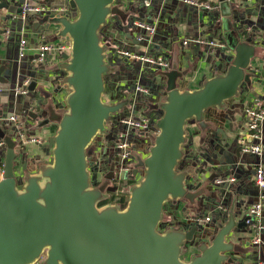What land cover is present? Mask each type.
Segmentation results:
<instances>
[{"label": "water", "instance_id": "1", "mask_svg": "<svg viewBox=\"0 0 264 264\" xmlns=\"http://www.w3.org/2000/svg\"><path fill=\"white\" fill-rule=\"evenodd\" d=\"M63 1L69 15H47L40 18L42 23L31 17L36 29L45 24L47 28L57 27V38L68 39L70 44L69 53L57 56L55 65L44 70V82L54 87L52 96L36 82L28 88L33 100L37 93L41 96L40 101H33L34 107L46 105L42 112L43 117L48 115L46 121L31 115L32 128L39 131L50 123V116L57 114L51 108L53 95L61 87L69 91L64 112L57 114L60 117L55 120L54 136L43 148L38 147L40 152L35 155L27 149L31 144L17 138L14 126L7 134L0 126L4 143L0 149L4 171L0 180V264H257L252 257L256 253L264 257V232L260 244L252 245L254 234L247 224L248 216H242L243 207H237L239 214L231 209L223 223L213 218L211 227L196 224L203 213L187 216L184 222L177 216L178 211L187 212L185 205L197 202L202 190L198 177L204 168L194 169L195 162L183 167L190 156L188 126L207 124V112H225L228 102L254 94L250 88L257 76L251 73L250 65L254 56L264 54L263 50L256 51L264 46L258 42L260 37H247L235 26L239 10L232 8L234 0H217L219 14L210 18L227 54L218 53L215 59L219 64L224 62L226 70L192 91L173 88L167 79L164 81L167 91L155 105L160 115L152 120L157 133L149 135L142 179L130 188L123 209L113 204L99 206L106 198L96 189L100 182L95 183L91 170L107 157V172L116 162L119 175L114 148L124 128L121 121L133 114L136 102L151 104V99L146 101L141 95L134 98V88L123 87L119 92L125 96L112 98L109 104L104 101L105 77L119 72L115 64L120 56L115 54L119 47L115 40L111 41L116 45L112 56L107 53L102 32L118 0ZM25 3L0 0V22L11 32L23 22L20 16ZM11 6L18 9L11 11ZM24 134L31 137L25 126ZM143 139L134 142L139 144ZM91 146L98 158L92 162L88 153ZM104 149L107 152L103 155ZM43 156L49 159L45 161ZM29 163L37 166L35 173L27 169ZM139 172L135 169L132 176ZM229 176L210 175L209 180L225 181ZM179 203L184 204L181 210ZM169 206L175 208L167 214ZM239 216L242 218L237 222ZM234 231L249 236L243 241L245 248L228 240ZM188 250L197 254L184 256Z\"/></svg>", "mask_w": 264, "mask_h": 264}, {"label": "crops", "instance_id": "2", "mask_svg": "<svg viewBox=\"0 0 264 264\" xmlns=\"http://www.w3.org/2000/svg\"><path fill=\"white\" fill-rule=\"evenodd\" d=\"M24 1L32 5L43 2L42 0H8L11 4ZM197 1L209 4L211 9H197L174 0L117 1L118 12L109 19L102 32L107 46V53L112 56L115 48L111 47V41L115 40L119 46L117 48L119 51H128L139 57L154 58L162 56L170 63L171 67L168 72L173 71L170 73L172 76L167 78L166 75L158 71L162 68L120 56V60L115 64L119 67V72L115 74L116 76L107 75L105 77L107 93L103 98L106 103H113L112 98L119 99L125 96L123 95L125 93L121 94L119 92L120 89L124 90L130 87L133 90L135 86L139 85L149 91V95L144 96L145 100L149 101L151 99V104L155 102L153 105H157V101L167 91L166 84L164 85L166 79L173 88L192 91L199 88L204 81L223 74L227 65L224 62L219 64L215 57L218 53L227 54L225 49L220 46V37L215 23L210 20V18L217 17L219 14L217 0ZM49 2L67 7L63 0H50ZM232 8L239 10L238 15L235 16L239 22L235 23V26H238L241 30L243 29V33L247 37L251 38L254 34L260 37L258 42H261V45L264 46V0H234ZM17 9L15 6L10 8L11 11ZM21 23L17 24V27L11 32L10 29L5 28L4 23L0 22V116H18L24 122L23 125L28 131V136H31L28 138L41 142L39 145L32 143L31 145L43 148L48 144L49 139L54 136L57 130V122L51 120L40 131L33 129V121L29 112L38 115L40 117L37 118L39 121H46L48 115L43 117L42 114L46 109V105L43 104L39 108L33 107V101L41 100L39 93L33 100V93L16 96L12 89L22 79H26L30 80V83L36 82L38 88L44 86L47 93L52 96L54 87L50 83L44 82L46 78L43 73H46L44 71L46 69L43 67L49 66L48 70L52 68L55 65L57 56H53L52 59L47 61L46 65L39 68L34 63L37 49L46 41L49 43H68L69 41L68 39L57 38L55 35V31L58 30L57 27L50 28L51 26H49L47 28L45 24L36 29V22L31 17ZM139 23L153 26L155 29L154 34L149 35L139 27ZM140 33L142 36H139ZM139 38L144 43L139 42ZM20 40H25L27 44L26 57L22 60L18 57ZM193 41H200V43ZM184 42H187V44L184 45ZM258 50H263L264 53V47L258 48L256 51ZM250 70L251 73L257 76L253 79L250 88L254 94L248 95L250 94L248 93L244 100L241 98L228 102V110L225 112L217 110L207 112L204 119L207 124L188 126L190 137L187 146L189 145L190 156L184 160L183 167L187 165L189 167L190 164L195 162L194 169L202 167L206 173L202 171V174L198 177L199 182L202 183L200 188L202 190H200L201 196L198 197L197 202L193 205H185L187 212L178 211L177 216L181 222H184L187 216L192 218L199 213H203L205 216L198 219L196 224L211 227L213 226V218H217L223 223L231 209L239 214L241 209L236 210L237 207H243L242 216H247L248 209L259 200V190L253 182V167L259 162L264 167V122L262 124L261 141L263 154L260 159L242 154L240 141L247 140L248 143L250 142L245 133L244 108L254 105L257 102L255 100L264 103V54L253 57ZM123 87L125 88L123 89ZM68 93L67 89L61 87L56 95H53L52 100L50 99L51 108L57 114L61 115L64 112V101ZM255 97L258 98L255 99ZM138 99L132 100V104ZM148 105V103L144 105L141 101L136 102L134 105L135 111H133L134 118L145 116L151 121L158 118L160 111L156 108L146 110L149 107ZM130 108L127 109L128 112ZM57 114L56 116H58ZM4 124H0L1 130L7 134L13 126L10 123ZM149 141L150 136H145L139 144H135L136 151L140 153L142 158L147 156L145 153L149 148ZM29 151H32V154L35 155L40 152L39 149ZM104 152L106 153L107 149H104L102 154ZM109 155H111V152ZM96 157L94 154V158ZM48 159V157L43 156V160ZM107 159V157H104L103 164ZM27 169L31 173H35L37 166L35 163H29ZM17 170L19 171L17 174L21 175V168ZM99 170L101 169L99 168ZM94 172L95 169L92 170V173ZM95 173L94 178H97L95 182L99 183L103 179L99 177V173ZM224 173L230 176L222 183H220V179L209 180L210 175L220 177ZM229 179L234 180L229 181ZM219 184L228 185L218 188L217 185ZM216 190H220V192H215ZM178 205L180 210L184 207L183 203ZM173 208L175 206H169L166 213H171ZM207 218L210 219L209 222H206ZM241 218L239 216L236 221H240ZM261 224L264 225V209L261 214ZM248 238L249 236L246 234L234 231L228 240L241 245V248H245L243 241H248ZM251 238L253 240L254 236L252 235ZM192 254H197V251L188 250L184 256L188 257ZM258 257L259 254L256 253L252 260H258L257 263L264 264V257ZM243 264L253 263L245 261Z\"/></svg>", "mask_w": 264, "mask_h": 264}, {"label": "built area", "instance_id": "3", "mask_svg": "<svg viewBox=\"0 0 264 264\" xmlns=\"http://www.w3.org/2000/svg\"><path fill=\"white\" fill-rule=\"evenodd\" d=\"M166 1V0H162ZM181 2L182 4L192 6L197 9H211L210 5L207 3H203L197 0H174ZM47 15H55V16H65L69 15L68 8L64 6H59L54 4L53 2H41L38 4H29L25 3L22 6L21 12V20L25 21L28 17H32L34 19L41 18ZM141 29L147 32L149 35L154 34V27L149 25H144L142 23L138 24ZM142 31V30H141ZM141 41V39H138ZM196 43H200V41H193ZM105 44V43H104ZM184 45L187 42L183 43ZM26 41L20 40L19 44V59L22 60L26 57ZM106 45V44H105ZM115 54L117 56H121L123 58H128L132 60H138L144 62L150 66H155L162 69H167L170 66L169 61L164 59L162 56L148 58V57H139L137 55H133L128 51H119V49H115ZM70 51V44L68 43H49L48 41L42 43L37 49V55L34 59V63L39 68L47 64L49 59H52L53 56H59L61 54H68ZM30 80L22 79L18 85H16L12 91L14 95H28L30 92L28 90L30 86ZM148 96L149 91L142 86H135L133 90V96L136 98L137 96ZM257 101L252 106H246L244 108V116L246 118L245 122V133L246 137L250 140L248 143L247 140H241V152L244 155H251L256 158H259L263 154V149L261 146L262 141V124L264 122V103L260 100ZM254 101V102H255ZM253 102V103H254ZM34 107V106H33ZM152 121L148 118H134L133 114H131L128 118L121 121L123 124V131L119 134L118 140L115 144V152L116 157L119 161V175L117 176L116 181L110 186L107 191L106 201L107 204L117 205L119 204L121 208V198H123L126 203L129 197V190L132 186L129 183L133 180H136V177H133V169L130 167V164H135L136 159L132 156V152L136 150L134 140L137 138H145V136H155L157 131H155ZM2 123H10L14 126L16 131L17 138L23 143L29 144H41L39 140H35L33 138H26L24 134V122H22L18 116L10 115V116H0V124ZM4 147V143L0 140V149ZM96 155V154H95ZM97 156V155H96ZM94 158V154L93 157ZM98 160V158H94ZM93 169H96L94 167ZM92 169V170H93ZM4 171L3 164L0 163V180L3 179ZM234 179H229V181H233ZM223 181H220L222 183ZM253 182L256 188L259 190V200L256 204L252 205L248 209V220L247 224L251 225V229L254 233V239L252 241V245L258 246L260 244V234L264 232V225L261 224V214L264 208V167L259 162L255 167H253ZM210 219L207 218L206 222H209ZM261 264V263H257Z\"/></svg>", "mask_w": 264, "mask_h": 264}, {"label": "rangeland", "instance_id": "4", "mask_svg": "<svg viewBox=\"0 0 264 264\" xmlns=\"http://www.w3.org/2000/svg\"><path fill=\"white\" fill-rule=\"evenodd\" d=\"M116 12H118V7L117 5L115 4L113 6V13L115 14ZM113 14V15H114ZM112 15V16H113ZM38 23H42V19L38 18L37 19ZM107 47V46H106ZM111 47L112 48H115L116 45L114 44H111ZM171 66H169L170 68ZM45 68L46 70L49 68L48 67H43ZM169 68L167 69H160L158 70L159 72H161L163 75H166L167 78L171 77L172 75L170 73H172V71L168 72L169 71ZM105 101V100H104ZM151 109H154L155 108V105L153 104H149L148 105ZM33 112H29V115H32ZM58 117L60 116H50V120H57ZM27 149L31 150V149H35V150H38L39 148L38 147H35L34 145H29L27 146ZM94 147L91 146L89 148V151L88 153L90 154L89 156L92 158L93 157V154H94ZM132 156L136 159V162L135 164H130V167L134 170V169H138L140 170V175L136 178V182H140L141 179H142V176H143V162H144V159L141 157L140 153L137 152L136 150L132 152ZM117 159V158H116ZM110 170L107 172V174L105 175V177L103 178V180H101L100 184L99 185H95L96 186V189L98 190V192L100 193V196L101 198H106V195H107V191L108 189L110 188V186L113 184L114 181H116L117 179V176H118V170H117V164L116 162H112L110 164ZM117 208H120L119 204L116 205Z\"/></svg>", "mask_w": 264, "mask_h": 264}, {"label": "flooded vegetation", "instance_id": "5", "mask_svg": "<svg viewBox=\"0 0 264 264\" xmlns=\"http://www.w3.org/2000/svg\"><path fill=\"white\" fill-rule=\"evenodd\" d=\"M91 162H92V160H91ZM102 166H103V168H102ZM99 168L101 169V170H99ZM99 168H97L96 167V169H95V172H97V173H99V177L100 178H102V176L104 175V174H107V167H105V165L102 163V162H100V164H99ZM139 176V174L136 176V178ZM96 179L97 178H95V181H96ZM101 181V180H100ZM96 183V182H95ZM137 184V183H136ZM122 209V208H121Z\"/></svg>", "mask_w": 264, "mask_h": 264}, {"label": "trees", "instance_id": "6", "mask_svg": "<svg viewBox=\"0 0 264 264\" xmlns=\"http://www.w3.org/2000/svg\"><path fill=\"white\" fill-rule=\"evenodd\" d=\"M92 158L90 157L89 158V161L91 160ZM134 182H130L129 184L131 185H133V184H136V183H138V182H136L137 180H133ZM105 204H107V201H106V199L103 201V202H101L100 204H99V206H103V205H105ZM125 205H126V201L123 199V198H121V208H124L125 207Z\"/></svg>", "mask_w": 264, "mask_h": 264}, {"label": "clouds", "instance_id": "7", "mask_svg": "<svg viewBox=\"0 0 264 264\" xmlns=\"http://www.w3.org/2000/svg\"><path fill=\"white\" fill-rule=\"evenodd\" d=\"M91 160H92V159H91ZM91 160H90V161H91ZM139 171H140V170H139ZM91 172H92V170H91ZM139 173H140V172H139ZM92 174H93V176H95V175H96V173H95V172H94V173H92ZM137 175H138V174H137ZM133 185H135V184H133ZM133 185H132V186H133ZM132 186H131V187H132ZM105 205H106V204H105ZM120 209H121V208H120ZM122 209H123V208H122Z\"/></svg>", "mask_w": 264, "mask_h": 264}]
</instances>
